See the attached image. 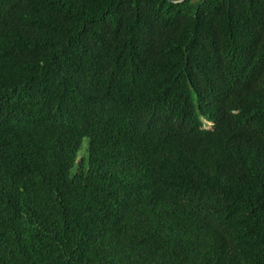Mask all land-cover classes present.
I'll use <instances>...</instances> for the list:
<instances>
[{
	"label": "trees",
	"instance_id": "1",
	"mask_svg": "<svg viewBox=\"0 0 264 264\" xmlns=\"http://www.w3.org/2000/svg\"><path fill=\"white\" fill-rule=\"evenodd\" d=\"M0 264H264V0H0Z\"/></svg>",
	"mask_w": 264,
	"mask_h": 264
},
{
	"label": "rangeland",
	"instance_id": "2",
	"mask_svg": "<svg viewBox=\"0 0 264 264\" xmlns=\"http://www.w3.org/2000/svg\"><path fill=\"white\" fill-rule=\"evenodd\" d=\"M209 126H210V123H207V127H209ZM86 146H87V143H86V141H85L84 144H83V148H82V150H81V152H80V156H79V158H81V157L83 156V154L86 153V151H84V149H86Z\"/></svg>",
	"mask_w": 264,
	"mask_h": 264
},
{
	"label": "clouds",
	"instance_id": "3",
	"mask_svg": "<svg viewBox=\"0 0 264 264\" xmlns=\"http://www.w3.org/2000/svg\"><path fill=\"white\" fill-rule=\"evenodd\" d=\"M211 124V123H210Z\"/></svg>",
	"mask_w": 264,
	"mask_h": 264
}]
</instances>
